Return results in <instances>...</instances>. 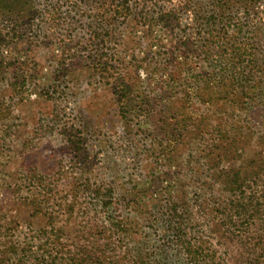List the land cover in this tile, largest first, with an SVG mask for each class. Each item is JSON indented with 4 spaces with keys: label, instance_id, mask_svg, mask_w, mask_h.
Returning <instances> with one entry per match:
<instances>
[{
    "label": "rangeland",
    "instance_id": "obj_1",
    "mask_svg": "<svg viewBox=\"0 0 264 264\" xmlns=\"http://www.w3.org/2000/svg\"><path fill=\"white\" fill-rule=\"evenodd\" d=\"M184 4L0 0V263L13 247L29 260L48 251L51 264H121L138 251L145 264H188L187 247L264 264V1L191 0L201 23ZM124 5L179 18L142 35L149 22L136 31ZM211 10L253 53L228 97L217 50L196 31ZM186 65L207 102L165 88ZM172 202L185 218L177 233L166 229Z\"/></svg>",
    "mask_w": 264,
    "mask_h": 264
},
{
    "label": "trees",
    "instance_id": "obj_2",
    "mask_svg": "<svg viewBox=\"0 0 264 264\" xmlns=\"http://www.w3.org/2000/svg\"><path fill=\"white\" fill-rule=\"evenodd\" d=\"M238 4L243 5L244 7L246 5L251 4H257L260 2H263L264 0H235ZM188 5H183L182 11L188 10L192 14L191 20L194 21H200L201 18L197 15V12H195L191 7V0H186ZM123 4V3H122ZM150 10H140V11H129V6H122L120 9L119 17L122 20H126L127 16L128 18L131 17L135 24V30L138 31V28H141L140 25L141 20L144 22H149L146 30H143L141 32L142 35H157L158 33L164 34L163 30H167L166 28L170 26L171 24L177 22L178 16L177 13H175V10H169V11H158L156 14H152ZM216 10H211L210 12H213L210 16L204 15L202 19L204 20L205 24L203 30H199V27H196V31L199 35L204 34V37L206 38L204 41L213 45L214 48L217 50L215 51V56L217 57L218 61V68L220 70V76L223 81L226 83H223L222 86L226 88H230V93H225L226 97L232 96L233 93L236 92V83L240 80L247 81L246 76L249 77V71L247 72V68L249 63L252 62L253 53H251L246 47L243 45V43H238L239 39L238 37H230V33L232 35L238 36L240 34L241 28H235L233 27L230 29L228 26L231 22V20L227 21V18L222 17L223 13H214ZM137 28V26H139ZM200 26V25H199ZM232 39V40H231ZM226 40V42H224ZM0 47H1V40H0ZM213 48V49H214ZM152 51V50H151ZM208 53L212 51L211 48H207ZM178 52V51H177ZM171 55V57H167L166 59H163L159 64L162 65V68H172V62L177 64L178 62H175V56H177L178 53ZM180 54V53H179ZM151 55H154V53H151ZM197 56V55H196ZM187 58V57H183ZM142 62V61H141ZM141 62H138L140 64ZM1 63L2 59L0 56V78H2L4 72L1 71ZM158 62L147 60L144 62V68L146 70H151L153 66H155ZM194 63V62H193ZM187 66V65H186ZM179 67V65L177 66ZM136 69L140 68L139 65L135 66ZM190 68L191 66H187L186 73H182L181 71L177 74L170 73L168 75V78L163 81V84L165 88L172 92L171 90H179L181 94H183V98L180 97L182 102L188 103V104H197V102H207L206 98H203L200 95V88L196 84L195 77L190 76ZM247 72V73H246ZM178 76V77H177ZM222 81V82H223ZM221 83V82H220ZM216 90L219 92V88L215 87ZM248 91V90H247ZM239 92V91H238ZM220 93V92H219ZM239 93H242L241 91ZM238 93V94H239ZM231 94V95H230ZM175 95H169V97H174ZM214 98V97H213ZM241 98V97H240ZM194 115L193 111H186V118L182 120V129L185 131L187 128V121ZM190 116V117H189ZM192 119V118H191ZM181 123V121H180ZM174 205L172 208H169L166 212V221H170L171 223L168 224V227L166 229L170 230L171 232H179L182 223L184 222V215L182 212H178V209L176 208V204L172 202ZM37 206H40L36 204ZM163 212H161L162 214ZM112 228V227H110ZM41 233V232H39ZM48 238V235L43 236V239ZM42 239V240H43ZM50 239V237H49ZM47 239V240H49ZM39 240L37 236H32V238L28 241H35ZM38 242V241H37ZM53 241L50 242L52 244ZM182 242V241H181ZM30 244V243H27ZM46 243L41 244L38 248L41 249ZM183 245V243H182ZM186 248V249H185ZM11 252L8 253L7 257L4 258L3 261H1L0 264H51V259L53 261V258L55 257L48 251L41 250V253L39 255H36L31 260L26 258L25 253H28V249L24 248L22 251H18L16 248H11ZM182 250L185 252L187 256H191L190 262L188 264H224L221 262H213L210 259L206 260L203 259L202 251L198 249L197 251H194L193 254H190V249L187 247H183ZM242 250L244 251L245 248L242 246ZM28 251V252H27ZM29 254V253H28ZM28 257V256H27ZM121 264H145V256L142 255L141 252H135V255L127 260L126 263ZM163 264H167L166 262H163ZM259 264V263H256Z\"/></svg>",
    "mask_w": 264,
    "mask_h": 264
}]
</instances>
